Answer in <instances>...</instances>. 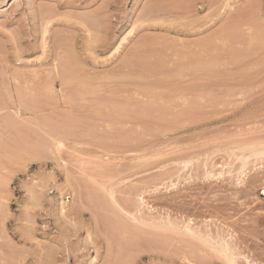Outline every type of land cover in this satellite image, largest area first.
I'll list each match as a JSON object with an SVG mask.
<instances>
[{
    "label": "rangeland",
    "instance_id": "1",
    "mask_svg": "<svg viewBox=\"0 0 264 264\" xmlns=\"http://www.w3.org/2000/svg\"><path fill=\"white\" fill-rule=\"evenodd\" d=\"M1 103L0 264H264V0H0Z\"/></svg>",
    "mask_w": 264,
    "mask_h": 264
},
{
    "label": "bare ground",
    "instance_id": "2",
    "mask_svg": "<svg viewBox=\"0 0 264 264\" xmlns=\"http://www.w3.org/2000/svg\"><path fill=\"white\" fill-rule=\"evenodd\" d=\"M139 21H141V20L139 19ZM229 22L232 23L231 20H230ZM136 23H137V22H136ZM230 23H229V24H230ZM226 24H227V22H226ZM135 26H136V25H135ZM222 26H223V25H222ZM134 28H135V27H134ZM134 28H133V29H134ZM228 28H229V29H228ZM228 28H227V26H226L225 29H222L223 31H222V30H221V31L218 30L219 32H218V31H217V32H218L219 34L215 32L213 37H210V36H212L213 34H211V35L208 34V35H209V36L207 35V37H209L208 39H206L204 36H203V37H200L199 40L202 41V44H201V45L204 46V47H205V46H209L210 44L213 45L214 40H222L223 42H224V41H225V42H228V41L231 42V40L234 39L236 36H235L234 38H232V35L229 34V33H230L229 30L232 29V26H230V27H228ZM235 28H236V27H235ZM236 30H237V29H236ZM233 32H234V30L231 32V34H234ZM237 32H238V30L236 31V33H237ZM212 33H213V32H212ZM237 36H239V35H237ZM198 37H199V36H198ZM122 38H123V37H122ZM195 38H196V37H195ZM202 38H205L206 40L203 41ZM236 38H237V37H236ZM125 39H126V37H125ZM148 39H149V41L152 40V39H150V38H148ZM237 39H238V38H237ZM237 39H236V40H237ZM192 40H193V39H192ZM152 41H153V42H152ZM152 41H151V42L154 44V43H155V40H152ZM193 41H196V39L193 40ZM193 41H192V42H193ZM119 42H120V41H119ZM123 42H124V41H123ZM123 42H122V43H123ZM146 42H147V41H146ZM151 42H149V43H151ZM198 42H200V41H198ZM120 43H121V42H120ZM147 43H148V42H147ZM149 43H148V44H149ZM185 43H186V42H185ZM190 43H191V42H190ZM153 44H151V45L153 46ZM169 44H170V43H169ZM169 44H167V45H169ZM186 44H187V43H186ZM229 44H230V43H229ZM121 45H122V44H121ZM171 45L174 46L175 44H170L169 47H171ZM183 45H184V44H183ZM201 45L199 46V49H200ZM216 45H217V44H216ZM216 45H214V46L217 47ZM231 45H232V43H231ZM214 46H211V47L209 46V48H212V49H213ZM218 46H219V45H218ZM135 47H136V46H135ZM135 47H134V48H135ZM119 48H120V46H119ZM164 48H165V46H164ZM166 48H167V47H166ZM166 48H165V49H166ZM205 48H206V47H205ZM207 48H208V47H207ZM217 48H218V47H217ZM217 48H216V49H217ZM220 48H221V47H220ZM231 48H232V49H231ZM231 48H230V49L228 48L227 51H225V50H223V51H217V50H216V51H217L218 53H219V52H220V53H221V52H229V53H230V52L233 50V47H231ZM137 49H140V48H137ZM171 49L174 50V48H172V47H171ZM177 49H178V48H177ZM177 49H175V50L177 51ZM191 49H192V48H191ZM223 49H225V48H223ZM116 50H117V49H115V51H116ZM134 50H135V49H134ZM219 50H220V49H219ZM229 50H231V51H229ZM131 51H132V50H131ZM138 51H139V50H138ZM138 51H137V53H138ZM140 51L144 52L143 50H140ZM140 51H139V52H140ZM145 51H146V50H145ZM151 51L154 52L153 50H151ZM161 51H164V50H161ZM179 51H181V50H179ZM183 51H184V50H183ZM183 51H182V52H183ZM186 51H187V50H186ZM113 52H114V51H113ZM135 52H136V51H133V53H135ZM142 52H141V54H142ZM159 52H160V51H159ZM172 52H173V51H172ZM172 52H170V53H172ZM182 52H180V53L182 54ZM190 52H193V50H192V51L189 50V53H188V54H190ZM196 52H198V51L195 50V53H196ZM203 52L206 54V53H207V49H204ZM210 52H211V49L209 50V52H208L206 55H208ZM217 52H216V54H217ZM133 53H132V54H133ZM170 53L168 52V54H170ZM185 53H187V52H185ZM220 53H219V54H220ZM130 54H131V53H130ZM141 54L138 55V56H141ZM147 54H148V53H147ZM150 54L152 55V53H150ZM150 54H149V56H150ZM165 54H166V53H165ZM174 54H175V53H174ZM176 54H178V53H176ZM199 54H200V53H199ZM214 54H215V52H214ZM221 54H222V53H221ZM224 54H225V53H224ZM230 54H232V52H231ZM128 55H129V54H128ZM153 55H154V53H153ZM153 55H152V57H153ZM159 55H160V54H158L157 56H154V58H157ZM162 55H164V53H162ZM162 55H160V56H162ZM185 55H186V54H185ZM197 55H198V54H197ZM201 55H202V54H201ZM227 55H228V54H227ZM57 56H59V55H56V57H57ZM64 56H67V57H68L69 55L66 54V55H64ZM64 56H62V57H64ZM72 56H74V55H72ZM131 56H132V55H131ZM135 56H136V54H135ZM135 56H134V60L137 59V58H135ZM164 56H165V55H164ZM164 56H162V58H163ZM186 56H187V55H186ZM190 56H191V55H190ZM198 56H200V55H198ZM208 56H210V54H209ZM211 56H212V55H211ZM214 56H215V55H214ZM214 56H213V58H214ZM221 56L223 57V55H221ZM228 56H230V57L232 58V55H228ZM228 56H227V57H228ZM70 57H71V56H70ZM70 57H69V59H70V60H73V63L76 64L77 62H74V61L76 60V59L74 60V57H75V56L73 57V59H71ZM132 57H133V56H132ZM168 57H169V56H167V58H168ZM176 57H178V56H176ZM191 57H193V56H191ZM200 57H201V56H200ZM202 57H203V56H202ZM202 57H201V59H202V60H205V56H204V59H203ZM225 57H226V56H225ZM65 58H66V57H65ZM126 58H129V56L127 57V55H126ZM159 58H161V57H159ZM159 58H158V61H159V60L161 61V59H159ZM172 58H173V57H172ZM193 58H194V57H193ZM197 58L199 59V57H196V59H197ZM210 58H211V57H210ZM210 58H209V59H210ZM215 58L220 59V55H218V57H217V55H216ZM228 58H229V57H228ZM231 58H229V59H231ZM53 59H54V57H53ZM62 59H63V58H62ZM67 59H68V58H67ZM67 59H65V60L67 61ZM132 59H133V58L129 59V61H131ZM139 59H140V58H139ZM144 59H146V58H144ZM147 59H148V57H147ZM147 59H146V60H147ZM170 59H171V57H170ZM180 59H181V58H180ZM187 59H188V58H187ZM187 59H186V60H187ZM191 59H192V58H191ZM198 59H197V61H198ZM207 59H208V58H207ZM209 59H208V61H210V63H212V62H211V61H212V58H211L210 60H209ZM218 59H217V63H218ZM221 59H222V58H221ZM55 60H56V59H55ZM58 60H59V59H58ZM65 60H63V61H64V63H63L64 66H63V69L60 70V72L62 71V73L64 74V75H63V74L61 73V74L64 76V77H62L63 80L65 79V80L67 81V80H69L68 78H69V77L71 78V76H72V74H73L71 71L74 69V68H73L74 65H73V67H71L70 65H72V64H71L72 62H70V61H68L67 65H66V64H65V63H66ZM124 60H125V59H124ZM126 60H127V59H126ZM149 60H150V58H149ZM156 60H157V59H156ZM188 60H189V59H188ZM214 60L216 61V59H213V62H214ZM226 60H227V59H226ZM63 61H62V62H63ZM77 61H78V60H77ZM158 61H153V62L156 63V62H158ZM160 61H159V62H160ZM163 61H165V60H163ZM173 61H174V60H173ZM179 61H180V60H179ZM181 61H182V62H181ZM181 61H180L181 64L184 63V62H183V61H184L183 59H181ZM189 61H190V60H189ZM193 61H194V62L196 61L195 58H194V60L192 59V62H191V63H194ZM229 61H230V60H229ZM56 62H57V60H56ZM56 62H55V63H56ZM78 62H79V61H78ZM123 62H125V61H123ZM137 62H139V63L142 62L141 65H142V64H143V65H142L141 67L144 66V63H143L144 61H143V60H142L141 62H140V60H139V61L137 60ZM137 62H136V63H137ZM146 62H147V61H146ZM146 62H145V64H147V66H149L150 64H154V63H151V62H147V63H146ZM175 62H176V61H175ZM177 62H178V61H177ZM177 62H176V63H177ZM199 62L201 63L200 59H199ZM59 63H61V61H60ZM59 63H58V64H59ZM125 63H126V62H125ZM129 63H131V62H128V64H129ZM164 63H167V62H164ZM186 63H187V61H186ZM208 63H209V62H207V63H203V64H204V66L206 67L207 65L210 64V63H209V64H208ZM56 64H57V63H56ZM77 64H78V63H77ZM132 64L135 65L134 62H133ZM137 64H138V63H137ZM173 64H174V62H173ZM184 64H185V63H184ZM187 64H188V63H187ZM194 64H196V63H194ZM203 64H202V67H203ZM205 64H207V65H205ZM215 64H216V63H215ZM59 65L61 66L62 63L59 64ZM78 65H79V64H78ZM139 65H140V64H139ZM159 65H160L161 68H163V66H161V65H163V62H162V64L160 63ZM164 65H167V64H164ZM178 65H179V64H178ZM178 65H177V66H178ZM217 65H218V64H217ZM60 66H59V67H60ZM120 66H123V67L125 66V67H126L125 64H124V65H120ZM127 66H129V65H127ZM145 66H146V65H145ZM174 66H175V65H174ZM177 66L174 67V68H177ZM180 66H182V65H179V67H180ZM184 66H186V64H185ZM187 66H188V65H187ZM187 66H186V67H187ZM195 66H196V65H195ZM61 67H62V66H61ZM77 67H79V66H77ZM77 67H76V69H78ZM80 67H81V66H80ZM82 67H83V66H82ZM82 67H81V68H82ZM131 67H135V66H131ZM139 67H140V66H139ZM141 67H140V68H141ZM154 67H156V65H155ZM157 67H158V66H157ZM164 67H165V66H164ZM166 67H167V66H166ZM197 67H199V66H197ZM207 67H208V66H207ZM57 68H58V66H57ZM143 68H144V67H143ZM150 68L153 69V67H150ZM191 68H192V67H191ZM191 68H190V69H191ZM199 68H200V67H199ZM203 68H204V67H203ZM134 69H135V68H134ZM136 69H138V68H136ZM154 69H155V68H154ZM157 69H159V68H157ZM165 69L169 70L168 67L165 68ZM52 70H53V69H52ZM78 70H79V69H78ZM144 70H145V69H144ZM147 70H149V67H148ZM155 70H156V69H155ZM155 70H154V71H155ZM159 70H160V69H159ZM167 70H166V71H167ZM177 70H178V68H177ZM185 70H186V69H185ZM58 71H59V70H58ZM73 71L76 72L77 70H73ZM79 71H80V70H79ZM79 71H77V72L79 73ZM85 71H86V70H85ZM127 71H128V70H127ZM130 71H131V70H130ZM136 71H137V70H136ZM150 71H151V69H150ZM156 71H157V70H156ZM161 71H163V70H161ZM181 71H182V70H181ZM183 71H184V70H183ZM34 72H35V71H34ZM60 72H57V73H58L59 75H61ZM131 72H132V71H131ZM139 72H142V71H140V69H139ZM143 72H144V71H143ZM143 72L140 73V74H141V75H142V74L144 75V73L147 74L146 72H148V71H145L144 73H143ZM172 72H175V71H172ZM176 72H177V71H176ZM195 72H196V71H195ZM70 73H71V74H70ZM133 73H134V72H133ZM148 73H149V72H148ZM157 73H158V72H157ZM157 73H156V74H157ZM159 73H161V72H159ZM165 73H167V72H165ZM191 73H192V72H191ZM191 73H190V74H191ZM36 74H37V73H35V75H33V77H34V76H37ZM52 74H53V73H52ZM58 74H57V76H58ZM74 74H75V73H74ZM84 74H85V72H84ZM126 74L128 75V73H126ZM130 74H132V73H130ZM135 74H136V73H134V75H135ZM138 74H139V73H138ZM140 74H139V75H140ZM150 74H153V73H150ZM172 74H173V73H172ZM187 74H189V73L187 72ZM192 74H193V73H192ZM67 75H71V76H69V77L67 78ZM76 75H77V74H76ZM78 75H80V74H78ZM82 75H83V73H82ZM82 75H81V76H82ZM127 75H126V76H127ZM136 75H137V74H136ZM148 75H149V74H148ZM175 75H176V74H175ZM181 75H182V74H181ZM50 76H51V75H50ZM50 76H49V77H50ZM81 76H80V78H79V77H78V78L81 79ZM95 76H96V74H95ZM95 76H94V77H95ZM97 76H99V75H97ZM126 76H125V78H126ZM176 76H177V75H176ZM51 77H53V75H52ZM60 77H61V76H60ZM65 77H66V78H65ZM73 77H74V75H73ZM84 77L86 78V76L83 75L82 78H84ZM88 77H89V76H88ZM100 77H101V76H100ZM100 77H98V78H100ZM120 77H121V76H120ZM123 77H124V76H123ZM174 77H175V76H174ZM74 78H75V77H74ZM74 78H73V79H74ZM78 78H76V80H77ZM96 78H97V77H96ZM96 78H94V79L96 80ZM101 78H102V77H101ZM128 78H129V77H128ZM57 79H58V78H57ZM86 79H87V78H86ZM24 80H25V79H24ZM70 80H72V79H70ZM70 80H69V81H70ZM88 80H89V78H88ZM15 81H16V79H15ZM17 81H18V80H17ZM25 81H26V80H25ZM46 81H47V80H46ZM50 81H53V78H52V80L48 79V82H49V83H52V82H50ZM58 82H59V81H58ZM64 82H65V81H64ZM25 83H26V82H25ZM44 83H45V82H44ZM62 83H63V81H62ZM39 84H40V82H39ZM46 84H47V82H46ZM46 84L43 85V83H41V85H43V87L46 86ZM63 84H64V83H63ZM48 85H49V84H48ZM12 88H13V87H12ZM46 88H47V87H46ZM16 89H17V88H16ZM25 89H26V88H25ZM18 90H19V88H18ZM18 90H17V91H18ZM177 90H178V92L180 91L179 89H177ZM20 91H21V90H20ZM20 91H18V93L16 92L18 95H20L19 97H21V94H19ZM173 91H175V90H173ZM181 91H182V90H181ZM181 91H180V92H181ZM190 91H191V90H190ZM22 92H23V91H22ZM157 92H158V91H157ZM175 92L177 93V91H175ZM182 92H183V91H182ZM182 92H181V93H182ZM185 92H186V91H185ZM185 92H184V93H185ZM187 92H189V91H187ZM155 93H156V92H155ZM161 93H162V92L160 91V94H161ZM163 93H164V92H163ZM163 93H162V94H163ZM166 93H167V92H166ZM184 93H182V94H183L182 96L186 95V93H185V94H184ZM17 94H16V95H17ZM22 94H23V93H22ZM162 94H161V95H162ZM173 94H174V93H173ZM177 94H179V93H177ZM23 95H24V94H23ZM158 95H159V94H158ZM164 95H166V94H164ZM167 95H168V93H167ZM169 95H171V92H170ZM169 95H168V97H169ZM153 96L156 97V94H155V95L153 94ZM162 96H163V95H162ZM171 96H172V95H171ZM17 97H18V96H17ZM19 97H18V99H19ZM157 97H158V96H157ZM172 97H173V96H172ZM172 97H171V99H172ZM178 97H179V95H178ZM22 98H23V97H22ZM163 98H164V99H168V98H166V97H162V100H163ZM20 99H21V98H20ZM153 99H154V98H153ZM169 100H170V98H169ZM16 101H18V100H16ZM19 101H21V100H19ZM164 101H166V100H164ZM173 101H174V100H173ZM155 102H156V101H155ZM178 102H179V101H178ZM144 103H145V102H144ZM146 103H147V102H146ZM174 103H176V105L178 104L177 102H174ZM20 104H24V103H22V101H21ZM20 104H19V105L17 104V106L20 107ZM25 104H26V102H25ZM25 104H24L23 106L21 105V107H23V109L26 108V107H27V109H29L30 107L28 106V104L26 105V107H24ZM142 104H143V103H142ZM149 104H151V106H152V103H149ZM157 104H158V102H157ZM190 104H192V103L190 102ZM0 105H2V103H1ZM171 105H172V104H171ZM176 105H175V106H176ZM122 106L124 107V105H122ZM141 106H143V105H141ZM141 106H139V107L137 106V107L140 108ZM146 106H147V104H146ZM154 106H155V105H153V107H154ZM0 107L3 108V105L0 106ZM21 107H20V108H21ZM28 107H29V108H28ZM116 107H117V108H116ZM116 107H114V108H115L116 110H118V109H119L118 106H116ZM144 107H145V106H144ZM148 107H149V106H148ZM157 107H158V106H157ZM1 108H0V109H1ZM158 108H159V107H158ZM158 108H157V109H158ZM162 108H163V107L160 106L159 110H160V109L163 110ZM164 108H165V107H164ZM27 109H25V111H26ZM31 109H32V108H30L29 110H31ZM140 109H142V108H140ZM151 109H152V108H151ZM169 109H170V108H169ZM29 110H28V111H29ZM33 110H34V109H33ZM119 110H120V109H119ZM134 110H135V109H134ZM143 110H144V109H143ZM166 110H168V109H166ZM14 111H15V110H14ZM31 111H32V110H31ZM120 111H122V109H121ZM140 111H141V110H140ZM180 111H182V110H180ZM180 111H179V112H180ZM189 111H190V110H189ZM18 112H19V111H18ZM177 112H178V111H177ZM182 112H183V111H182ZM180 113H181V112H180ZM173 114L177 115L176 111H175ZM181 114H182V113H181ZM16 115H17V114H16ZM36 115H37V114H36ZM179 115H180V114H179ZM12 116H13V115H12ZM22 117H23V116H22ZM115 117H116V116H115ZM120 117H121V116H120ZM124 117H125V115H122L121 118H124ZM128 117H129V116H128ZM162 117H163V116H162ZM177 117H178V116H177ZM9 118H11V117H9ZM12 118H13V117H12ZM14 118H15V120L17 121L18 118H16V116H15ZM23 118H24V117H23ZM23 118H22V119H23ZM27 118H28V116H27ZM29 118H30V117H29ZM118 118H119V117H118ZM179 118H180V117H179ZM179 118H178V119H179ZM24 119L26 120V117H25ZM24 119H23V120H24ZM30 119H31V118H30ZM37 119H38V118H37ZM37 119H36V120H37ZM101 119H102V118H99L98 120H101ZM7 120H8V118H7ZM7 120H6V122H7ZM28 120H29V119H28ZM31 120L36 121L34 118L31 119ZM8 121H9V120H8ZM11 121H12V120H10V122H11ZM16 121L13 120L12 122L15 124ZM101 121H102V120H101ZM106 121H107V119H106ZM108 121H109V122L111 121V123H112V122H115L114 120L112 121V119H110V120L108 119ZM176 121H177V120H176ZM176 121H175V122H176ZM4 122H5V121H4ZM10 122H9V123H10ZM12 122H11V125H12ZM96 122H98V123L100 124V121H97V120H96ZM93 123H94V122H92V124H93ZM102 123H103V122H102ZM5 124H6V123H4V125H5ZM16 124H17V123H16ZM95 124H96V123H95ZM5 126H6V125H5ZM13 126H14V125H13ZM96 126H97V124H96ZM96 126H95V127H96ZM6 127H8V126H6ZM57 141H58V140H57ZM57 144H58V143H57ZM57 146H58V145H57ZM238 182H239V181H238ZM239 184H240V183H239ZM124 201H125V200H124ZM125 203H127V202H124L123 204H125ZM62 204H63V203H61V205H59V208H60V206H61V209L64 208ZM124 206H126V205H124ZM127 206H128V205H127ZM122 208H123V207H122ZM125 208H127V207H125ZM124 211H125V210H124ZM128 213H129V212H128ZM128 213H127V214H128ZM130 214H131V213H130ZM130 214H129V215H130ZM130 216H131V215H130ZM129 218H130V217H129ZM133 218H134V217H132V219H133ZM115 219H116V218H115ZM115 219L113 218V221H115ZM135 219H136V218H135ZM135 219H134V220H135ZM117 220H118V219H117ZM117 220H116V222H117ZM128 220H129V219H128ZM134 220H133V221H134ZM140 220H141V219H140ZM118 221H119V220H118ZM135 221H136V220H135ZM135 221H134V222H135ZM111 222H112V220H111ZM116 222H115V223H116ZM112 223H113V222H112ZM120 223H121V222H119V223H117V224L119 225ZM137 223H138V222H136V224H137ZM141 224H142V223H141ZM112 225H114V223L111 224V226H112ZM115 225H116V224H115ZM118 225H117L116 227H118ZM188 226H189V225H188ZM112 227H113V226H112ZM123 227H125V226L123 225ZM131 227H133V226H131ZM131 227H130V228H131ZM121 228H122V226H121ZM184 228H186V229H184V230L189 231L191 234H193L194 230H193V232H192V230L189 229L188 227H184ZM191 228H192V227H191ZM124 229H125V228H124ZM126 230H128V229L126 228ZM126 230H125V231H126ZM115 231H116V233H117V228L115 229ZM118 231H119V228H118ZM120 231H121V230H120ZM120 231H119V233H120ZM119 233H118V234H119ZM126 233H127V232H126ZM126 233H125V234H126ZM195 233H196V232H195ZM207 233H208V232H207ZM118 234H115V235H117V236H115V237H119ZM121 234H122V233H121ZM125 234H124V235H125ZM129 234H130V233H128V235H129ZM199 234H201V233H199ZM120 236H121V235H120ZM125 236H126V235H125ZM133 236H134V235H133ZM192 236H193V235H192ZM197 236H199V235H197ZM197 236H196V237H197ZM200 236H201V235H200ZM200 236H199V237H200ZM210 236H211V235H210ZM126 237H127V236H126ZM126 237H124V238L126 239ZM130 237H132V234H130ZM201 237L203 238V236H201ZM214 237H215V236H214ZM218 237H219V236H218ZM221 237H222V236H221ZM124 238H122V239H124ZM127 238H128V237H127ZM205 238H206V237H205ZM205 238H204V239H205ZM119 239L121 240V238H119ZM119 239H117V240H119ZM132 239H133V238H131L130 240H132ZM208 239H209V238L207 237V238H206V241H208ZM210 239H211V238H210ZM212 239H213V236H212ZM130 240H129V241H130ZM223 240H224V239H223ZM223 240L221 239V241H217V239H216V242H214L215 240H214V241L210 240V242H209V241H208V242L211 243V241H212V243H213V244H211V245H212V248H213L215 251L219 252V254H223V256L225 257V259H227L226 261L228 262V264H233V263H235V258H234V256H230V253L233 255V252H231V251H232L231 243L229 244V245H230V247H229V245H228L229 242H228V241H227L228 243H227V242H224V241H226V239H225L224 241H223ZM127 241H128V240H127ZM204 241H205V240H204ZM118 243H119V241H118ZM127 243H128V242H127ZM123 244H125V243H123ZM125 246H126V245H125ZM120 247H121V245H120ZM120 247H119V248H120ZM230 248H231V250H230ZM214 250H213V252H214ZM119 253H120V252H119ZM219 254H218V255H219ZM219 256H220V255H219ZM223 256H222V257H223ZM243 256H244V255H243ZM232 257H233L234 259H233ZM246 257H247V256H246ZM222 259H224V258H222ZM245 260H246V262H247V261L249 262V260H248L247 258H246ZM245 260H244V261H245ZM248 262H247V263H248ZM255 262H257V261H255ZM247 263H246V264H247ZM249 263L251 264V262H249ZM249 263H248V264H249ZM252 264H254V263H252ZM255 264H257V263H255Z\"/></svg>",
    "mask_w": 264,
    "mask_h": 264
}]
</instances>
